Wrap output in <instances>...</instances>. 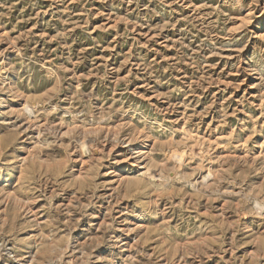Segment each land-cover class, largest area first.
Masks as SVG:
<instances>
[{
    "label": "rangeland",
    "instance_id": "374dc122",
    "mask_svg": "<svg viewBox=\"0 0 264 264\" xmlns=\"http://www.w3.org/2000/svg\"><path fill=\"white\" fill-rule=\"evenodd\" d=\"M18 263L264 264V0H0Z\"/></svg>",
    "mask_w": 264,
    "mask_h": 264
},
{
    "label": "bare ground",
    "instance_id": "6f19581e",
    "mask_svg": "<svg viewBox=\"0 0 264 264\" xmlns=\"http://www.w3.org/2000/svg\"><path fill=\"white\" fill-rule=\"evenodd\" d=\"M255 26V25H254ZM256 28V27H255ZM257 31V30H256ZM253 33V32H252ZM255 35V34H254ZM257 35V34H256ZM259 37V35H258ZM185 150V149H184ZM175 152V151H174ZM181 152V151H180ZM18 260H20L19 258H13L12 261L15 263L17 262ZM18 264H31V263H18Z\"/></svg>",
    "mask_w": 264,
    "mask_h": 264
}]
</instances>
